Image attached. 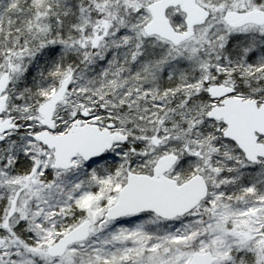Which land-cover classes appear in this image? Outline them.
Here are the masks:
<instances>
[{
	"label": "snow or ice",
	"instance_id": "obj_1",
	"mask_svg": "<svg viewBox=\"0 0 264 264\" xmlns=\"http://www.w3.org/2000/svg\"><path fill=\"white\" fill-rule=\"evenodd\" d=\"M0 264H264V0H0Z\"/></svg>",
	"mask_w": 264,
	"mask_h": 264
}]
</instances>
